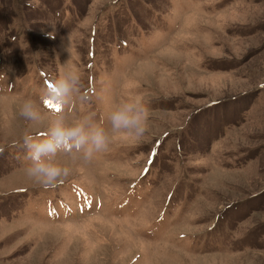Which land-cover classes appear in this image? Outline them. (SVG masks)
Segmentation results:
<instances>
[{"label": "rangeland", "instance_id": "obj_1", "mask_svg": "<svg viewBox=\"0 0 264 264\" xmlns=\"http://www.w3.org/2000/svg\"><path fill=\"white\" fill-rule=\"evenodd\" d=\"M68 71L85 98L66 118L94 114L111 144L60 154L72 174L49 189L6 148L0 264H264V0H0V145L43 137ZM135 98L145 134L111 132Z\"/></svg>", "mask_w": 264, "mask_h": 264}, {"label": "clouds", "instance_id": "obj_2", "mask_svg": "<svg viewBox=\"0 0 264 264\" xmlns=\"http://www.w3.org/2000/svg\"><path fill=\"white\" fill-rule=\"evenodd\" d=\"M53 28L55 27L54 24ZM54 38L53 33L47 34ZM4 77L0 75V79ZM82 81L79 73L68 71L53 79L46 86L43 100L60 106L59 111L51 113L50 126L43 137L25 131L21 140H14L9 145H0V155L6 148H24L30 161L27 174L45 189L55 188L72 174V169L61 163L60 154L73 161L91 162L96 154L105 152L111 144V135L101 125L94 122V114L78 120H68L65 112L77 99L83 100ZM20 115L32 122H40L44 117L40 105L34 99H26ZM149 109L140 98L122 101L109 116L111 132L124 131L141 137L148 129ZM7 195V193H5Z\"/></svg>", "mask_w": 264, "mask_h": 264}, {"label": "snow or ice", "instance_id": "obj_3", "mask_svg": "<svg viewBox=\"0 0 264 264\" xmlns=\"http://www.w3.org/2000/svg\"><path fill=\"white\" fill-rule=\"evenodd\" d=\"M45 103L47 104V106L49 108H52L55 111H59L60 110V106L58 104H53L51 101H48V100H46Z\"/></svg>", "mask_w": 264, "mask_h": 264}, {"label": "bare ground", "instance_id": "obj_4", "mask_svg": "<svg viewBox=\"0 0 264 264\" xmlns=\"http://www.w3.org/2000/svg\"><path fill=\"white\" fill-rule=\"evenodd\" d=\"M9 102H10V101H9ZM14 102H15V101H14ZM16 102H17V101H16ZM19 103H20V104H23V103H21V102H19ZM17 106H19V104H18ZM20 106H22V105H20ZM20 106H19V107H20ZM46 116H48V115H46Z\"/></svg>", "mask_w": 264, "mask_h": 264}]
</instances>
